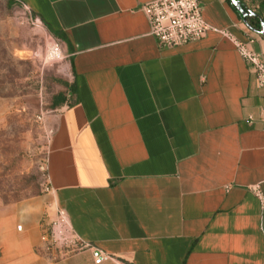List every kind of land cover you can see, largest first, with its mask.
Returning <instances> with one entry per match:
<instances>
[{"label": "crops", "instance_id": "1", "mask_svg": "<svg viewBox=\"0 0 264 264\" xmlns=\"http://www.w3.org/2000/svg\"><path fill=\"white\" fill-rule=\"evenodd\" d=\"M22 1L65 37L78 101L49 141L50 196L0 216V264H95L43 250L48 202L103 264H264V89L226 34L263 56L264 38L227 0H200L211 30L172 49L151 0Z\"/></svg>", "mask_w": 264, "mask_h": 264}, {"label": "rangeland", "instance_id": "2", "mask_svg": "<svg viewBox=\"0 0 264 264\" xmlns=\"http://www.w3.org/2000/svg\"><path fill=\"white\" fill-rule=\"evenodd\" d=\"M69 54L22 0H0V216L50 196L48 145L66 107L53 101L73 81ZM55 215L48 202L42 233Z\"/></svg>", "mask_w": 264, "mask_h": 264}, {"label": "built area", "instance_id": "3", "mask_svg": "<svg viewBox=\"0 0 264 264\" xmlns=\"http://www.w3.org/2000/svg\"><path fill=\"white\" fill-rule=\"evenodd\" d=\"M150 24V35L163 49L179 48L197 42L208 34L211 27L204 19V8L200 0H151L141 6ZM235 45L239 55L256 76L257 84L264 89V56L252 48V39L241 41L226 34ZM254 194L263 198L258 186ZM42 233L43 250L57 260L74 252L92 250L95 264H103L113 257L83 242L75 233L69 217L63 209L57 208Z\"/></svg>", "mask_w": 264, "mask_h": 264}, {"label": "trees", "instance_id": "4", "mask_svg": "<svg viewBox=\"0 0 264 264\" xmlns=\"http://www.w3.org/2000/svg\"><path fill=\"white\" fill-rule=\"evenodd\" d=\"M228 3L233 7V9L238 13L239 17L246 22L248 27L253 30L254 32L260 34L261 31V22H264V0H258L257 6L254 9H250L244 0H240L242 4L245 6L246 9L251 10L257 14L256 17H249V18H243L242 15L234 8V6L230 3L229 0H227ZM48 30L58 39L65 41V37L62 36L60 33L53 30L51 27H49L47 24H45ZM262 36V35H261ZM263 37V36H262ZM264 38V37H263ZM74 75V74H72ZM67 91L59 93L53 101V108H62L65 106H70L73 103L78 101L77 97V85L75 81H72L70 83H66Z\"/></svg>", "mask_w": 264, "mask_h": 264}, {"label": "water", "instance_id": "5", "mask_svg": "<svg viewBox=\"0 0 264 264\" xmlns=\"http://www.w3.org/2000/svg\"><path fill=\"white\" fill-rule=\"evenodd\" d=\"M234 8L242 15L243 18L256 17L257 14L251 10L245 8L240 0H229ZM260 34L264 37V22H261Z\"/></svg>", "mask_w": 264, "mask_h": 264}]
</instances>
